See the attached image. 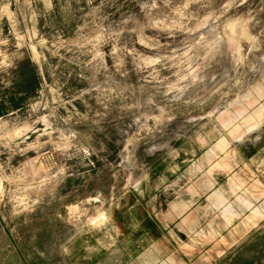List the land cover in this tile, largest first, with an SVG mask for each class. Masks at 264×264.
Returning a JSON list of instances; mask_svg holds the SVG:
<instances>
[{"label":"rangeland","instance_id":"374dc122","mask_svg":"<svg viewBox=\"0 0 264 264\" xmlns=\"http://www.w3.org/2000/svg\"><path fill=\"white\" fill-rule=\"evenodd\" d=\"M228 151L264 168V0H0V264H76L138 188L213 186ZM261 202L207 264H264Z\"/></svg>","mask_w":264,"mask_h":264},{"label":"crops","instance_id":"0c3cea01","mask_svg":"<svg viewBox=\"0 0 264 264\" xmlns=\"http://www.w3.org/2000/svg\"><path fill=\"white\" fill-rule=\"evenodd\" d=\"M228 152L224 161L229 164L228 169L208 170L213 186H197L193 178L200 166L188 163L181 171V176L189 181L186 186L138 188L140 194L121 201L101 228L84 231L73 239L76 247L69 253L76 264L209 263L215 242L223 250L224 239L232 234L233 224L243 226L256 220L263 210L261 151L249 158L232 152L239 165L247 159L250 165L235 168L231 167L235 157L230 159ZM213 163L209 162V166ZM220 175L226 178V183L216 186Z\"/></svg>","mask_w":264,"mask_h":264}]
</instances>
